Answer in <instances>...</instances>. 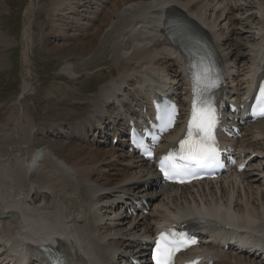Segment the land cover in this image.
<instances>
[{
	"label": "bare ground",
	"instance_id": "obj_1",
	"mask_svg": "<svg viewBox=\"0 0 264 264\" xmlns=\"http://www.w3.org/2000/svg\"><path fill=\"white\" fill-rule=\"evenodd\" d=\"M53 2L56 8L52 9L50 17L54 28L50 36L55 41H66H62L64 44L59 49H53L65 57V66L60 71L77 83L84 74L91 73L109 59L118 68V74L101 85L98 92L82 100L87 108L85 115L68 117L77 120H67L69 129L58 128L64 133L60 138L70 141L62 146L66 156L63 160L49 158L52 153L49 148L34 151V144L27 147L19 146L21 143L10 144L12 138L17 139V125L26 121L25 110L22 111L23 118L10 120L7 116L13 105L1 109L0 251H7L2 253L0 263L4 260L16 262L19 249L24 247L21 241L35 243L61 238L71 245V249L87 257L85 264H130L126 256L141 255L142 248L137 243L145 242L156 227L172 217L178 221L192 215L213 216L249 232L264 250V188L254 175L260 165H251L248 175L228 173L217 181L180 189L167 186L150 192L146 188L149 184L155 189L159 187V175L151 165L121 148L107 147L104 140L98 139V145L94 146L87 139L89 128L95 130V125L103 128L119 113L135 110V102L143 97V87L139 84L143 85L149 77L156 79L149 83L171 77L170 84L177 90L176 95L184 97L180 65L170 52L162 28L161 14L165 11L174 13L177 8L185 9L201 25L212 30L231 66L236 86L234 93L241 92L251 70L250 52L264 45V0ZM36 3L37 0H31L25 15L24 81L29 75L30 20ZM59 17L64 18L66 24L62 27L67 32L59 28ZM251 21H254V36L248 37V22ZM257 29L263 35L261 41L257 40ZM242 37L249 43H242ZM8 44L5 43V47ZM3 66L6 63L0 68ZM28 86L25 81L24 90L27 91ZM76 91L66 86L64 94L75 96ZM24 105L21 107L25 108ZM30 119L33 117L26 122ZM10 121L15 123L11 130L7 125H1ZM62 123L63 119L56 120L52 129ZM243 130L251 142L257 138L264 140V121ZM93 135L98 137L97 133ZM249 149L264 151V142L251 144ZM135 197L152 202L150 215L141 212L137 217L132 216L130 208L123 203L129 205ZM8 214L10 216L6 217ZM45 231L51 233L47 238L35 237L46 234ZM213 253L218 264H264V258L257 261L264 251H257L253 260L249 255L233 251L213 250ZM80 264H84L82 259Z\"/></svg>",
	"mask_w": 264,
	"mask_h": 264
},
{
	"label": "rangeland",
	"instance_id": "obj_2",
	"mask_svg": "<svg viewBox=\"0 0 264 264\" xmlns=\"http://www.w3.org/2000/svg\"><path fill=\"white\" fill-rule=\"evenodd\" d=\"M235 1L238 2V0ZM30 6L31 0H0V37H2L0 39V54H4L7 60L6 66L0 68V109L3 105L2 103L9 98V96H16L15 99H17L23 92L25 81H28L29 88L27 92L30 90L29 93L34 96L39 94V97H29L27 103H25L26 106L24 105L25 108L21 107L24 103H17L16 101V104H12L13 107L7 117L10 120L11 118H23L22 111L24 109L26 121L30 117H33V120L30 119L28 122L24 121L23 124L17 125V139L12 138L13 142L10 144L21 143L19 146L23 147L34 144L33 150L48 147L50 150L53 149L52 151H54L56 156L60 159H65L66 156L63 152L62 146L70 141L58 138H34L32 137L33 135L31 136L29 133H31V130L34 131L38 127H45L52 124L56 120L72 116L82 117L85 115L87 113V108H84L85 105L82 104V102L84 103L82 100H86L87 95L89 96L98 92L101 85L109 82L113 77L117 76L118 68L113 62L107 59L105 63L101 64V67L91 70V73L84 74L81 77L82 80L79 82L77 81L78 84L76 81H72L67 75L62 73L60 70L65 66V57L58 54L53 49L55 47L59 49L66 41H63L64 39L61 41H55V39L50 36L54 29L50 17L52 9L56 8V4L53 0H37L35 13L31 18L32 20H30V37L32 39L29 41L30 43L28 42L30 47L28 62L30 61V63H28L29 75L27 78H29H26L24 81L22 75V52L24 49L23 29L27 23V18L25 16L26 11ZM59 18V28H61L62 31L64 30L67 32L66 29L63 28L66 24L63 21L64 18ZM247 20L249 19L247 18ZM255 22L257 26L259 21ZM252 27H254V21L248 22V37H251V35L254 34ZM58 31H60V29H58ZM69 34H72V32ZM245 39L247 38H240L242 43L248 44L249 42L247 41L249 40ZM6 40L10 43L5 47ZM66 86H70L74 90L77 89V96L68 95L66 97L64 94ZM56 87L57 90H53ZM50 90H52V94L58 96L59 102L53 101V103H49L47 101L45 96ZM78 95H80V97ZM68 98L70 99V103L65 101ZM76 100L81 102L79 103ZM10 101L14 102L13 100ZM41 101H44L42 105H40ZM77 104H80L81 106ZM1 125H7L10 130L15 128V123L13 121H10V123L5 122ZM22 126H24L23 130ZM19 133H21V137L19 136ZM139 244L140 243H138V245ZM120 260H123V258L120 257Z\"/></svg>",
	"mask_w": 264,
	"mask_h": 264
},
{
	"label": "snow or ice",
	"instance_id": "obj_3",
	"mask_svg": "<svg viewBox=\"0 0 264 264\" xmlns=\"http://www.w3.org/2000/svg\"><path fill=\"white\" fill-rule=\"evenodd\" d=\"M215 81L210 80L209 69L205 68L200 73L193 74L194 98L192 118L188 125L185 139L180 142L179 155L183 161L179 166L170 163L173 155L169 154L161 161V171L166 178H173L177 175H193L197 168H207L218 162V150L214 143L213 129L218 122V115L215 107L204 97V93L211 87H215ZM199 90V91H198ZM258 110L264 115V84H261L258 97ZM168 123H172L171 115L168 116ZM193 136L196 139H193ZM171 233L161 234L158 238L153 259L155 264H172V258L176 251L180 250V243L174 237L169 239ZM195 243V241H191ZM49 264H66V260L57 258L56 261H49Z\"/></svg>",
	"mask_w": 264,
	"mask_h": 264
}]
</instances>
